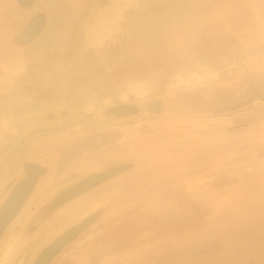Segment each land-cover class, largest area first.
<instances>
[{
    "label": "rangeland",
    "instance_id": "rangeland-1",
    "mask_svg": "<svg viewBox=\"0 0 264 264\" xmlns=\"http://www.w3.org/2000/svg\"><path fill=\"white\" fill-rule=\"evenodd\" d=\"M13 3L7 0L9 11L0 17V196L9 167L35 153L47 182L36 197V230L27 231L31 206L2 240L0 264H26L83 217L79 224L87 229L50 264H116L121 252L139 256L132 264H145L151 255L165 264H264V207L256 203L264 157L235 161L232 154L223 158L233 157L227 163L214 157L211 168L224 164L220 170L177 176L174 167H149L161 158L160 148L154 158L150 150L158 132L137 147L129 145L143 132L137 126L110 145H103L102 134L113 123V104L152 95L171 101L181 93L190 105L213 84L238 91L247 99L243 106L257 104L255 97L264 98L258 91L264 86V33L257 18L264 0H45V26L51 29L50 17L60 13L66 23L55 41L47 42L44 28L36 45L46 42L31 53L17 37L22 21L12 16ZM180 124L186 135L179 141L192 143L195 124ZM243 127V143L264 139L256 125ZM118 165L126 168L120 175L108 174L53 215L38 218V207L51 195ZM206 168L204 162L189 171Z\"/></svg>",
    "mask_w": 264,
    "mask_h": 264
},
{
    "label": "flooded vegetation",
    "instance_id": "flooded-vegetation-1",
    "mask_svg": "<svg viewBox=\"0 0 264 264\" xmlns=\"http://www.w3.org/2000/svg\"><path fill=\"white\" fill-rule=\"evenodd\" d=\"M44 1L45 0H13L14 8L17 10L13 11L15 14L12 16H14L17 21H22L17 32L20 43L30 44L32 41H35V39H41L40 37L43 34H39L43 32L44 28L45 30L43 33L46 32L45 35L48 37L50 34L57 32L60 33L58 37L61 36L64 28L63 25L66 23L65 16L61 13L54 14L52 15L53 18L50 17V21H48L52 25V28L50 29L51 26L49 25L45 26L46 17L42 12V3ZM46 29L49 30L46 31ZM243 79V81H247L250 78L245 76ZM256 84L259 85V83ZM256 84H252L251 86L255 87ZM201 90L198 91L193 103L187 101L189 104L191 103V106L186 105L184 99L182 98V100L180 98L179 95H181V93H178L171 101L164 100L162 96L152 95L143 99L141 103L120 102L113 104L111 108L114 110L109 114L113 119V123L107 124L104 128L105 131L103 130L105 132L102 133L105 135L103 138V145H110L113 141L121 142L123 140V131L131 125L137 126L139 130L143 131L137 133V137H133L130 140L129 145L132 144L136 147L139 146L140 143L142 144L152 139L153 131L161 135L160 139H167L174 135L177 137L185 136L184 130V132L182 130L179 131L181 126L180 123L184 124L185 122H193L195 124V134L206 131V129L211 126L217 127L216 122L218 120L229 122L228 125L254 124L256 127H254L253 130L257 128L260 131L264 128L263 97H255L257 99L256 103L258 105L260 104V106H257V104L243 106L241 103H244L247 99L243 96H239L240 93L234 89L219 87L212 84L209 92H206L205 88ZM258 91L264 94V86L258 89ZM232 119H236V121L232 122ZM242 119H255V122H243ZM200 126H205L206 128L201 129ZM171 127H174L173 129L178 131L174 132ZM206 133L208 134L209 132ZM142 135L144 136L142 137ZM252 141L258 142L259 156L264 157V142H262L264 140H258L256 138ZM188 154L189 157L195 155L193 153ZM42 166H44V163H36L35 153L29 161L21 160L20 162L13 163L5 173L6 179L1 187L0 196V244L7 233H9L12 226L16 224V221L21 217L22 213L31 206H35V213L27 231L32 232L33 228L36 230V197L40 199L37 195L41 192V185L47 182L44 181L46 170H41ZM124 167L125 166L118 165L115 169H104L103 171L88 175L75 184L71 183L67 185L57 194L51 195V197L38 207V218L44 214L45 216L53 215L58 209L69 203L74 196L80 193L86 186L91 187L95 185L96 181L108 177L109 175H120L126 170ZM46 210L48 211L46 212ZM83 218L80 220H83ZM80 220L64 227L26 264H50L75 237L87 229L89 224H86V226L80 225ZM55 229H58L57 225ZM66 256H68V254H66Z\"/></svg>",
    "mask_w": 264,
    "mask_h": 264
},
{
    "label": "crops",
    "instance_id": "crops-1",
    "mask_svg": "<svg viewBox=\"0 0 264 264\" xmlns=\"http://www.w3.org/2000/svg\"><path fill=\"white\" fill-rule=\"evenodd\" d=\"M2 1L4 2H0V17L2 16L3 13L9 11V9L7 8V4H5L7 0H2ZM13 10H15V8H13ZM257 18L263 23L261 26L262 27L261 31L264 33V12L261 15H258ZM59 34L60 33L58 32L50 34L47 42L57 40V37L59 36ZM43 42H46V41L40 40V43L36 45V39L35 41H32L28 47V50L30 51V53L36 52V46H38L39 44L41 45V43ZM18 64H19L18 61L14 63V65H18ZM200 128L205 129L206 127L200 126ZM193 131H196L195 128ZM206 132H209V133L207 134ZM259 132L263 133L264 128L261 129ZM245 134L246 132H245V128L243 127V125H230V126L224 125V126H217V127H214V126L208 127L206 131H202L201 133L199 132L198 134H195L193 132V135H195L196 137L193 138L192 143L186 142V141L180 142L178 137H177L178 138L177 143L174 142L176 141L175 139H171L174 137H168L167 139L162 138L160 140L155 141L157 142L156 145L158 144L160 147H157L156 145H152L150 148L152 158L156 157V154L154 155V149L155 151H158V149L160 148L161 158L160 160H156V161L151 159L149 167L154 168L155 166H157L156 163H159V166L161 167L165 165H167V167H174L173 169H175V171L178 172L177 176H179L181 172H182L181 176H189V177L200 176L202 174H212V172H216L220 170L221 167H223L224 165V164H220L218 166L220 167V169H218V167L217 169L211 168L213 166H211L210 162H211V159H213L214 157H217L218 159H213V160L219 161L220 163H223L224 161H226L227 163L233 160V157H229L228 159H223L227 155L232 156V154H236V157L234 158L235 161L237 160L242 161V159H248V157L251 155H254V156L259 155L258 142H254V141H252L251 143L242 142L243 138H245ZM262 135L264 136V133ZM235 144H237L236 145L237 147L235 150L236 152L234 153L233 151H231V149H232V146ZM174 148H176V150H173ZM255 152L257 153L255 154ZM176 153H177V157H174L173 155H176ZM181 153L183 154L193 153L195 155L193 156L191 155L190 157L188 156L186 158V157H180L179 155ZM216 155H219V156H216ZM204 162L207 167L204 172L201 173L200 171L198 172V170L189 171L191 168L195 166L198 167ZM185 171H186V174H185ZM208 176H211V175H208ZM257 194H259L257 198L258 201L256 202L257 206L263 205L264 207V185L261 188L257 189ZM233 200H231L232 203L235 202ZM246 200L247 202H253L252 197H249V196L248 198H246ZM226 205H222L221 208L223 207L227 208ZM250 207H253V208L256 207L255 203H253ZM123 253L124 252H121L119 254L118 262L117 260H115L116 264H132L134 259L136 260V263L140 261L139 256L133 253L132 254L126 253L122 257ZM160 258H161L160 256L151 255L148 258L150 262L149 264H165L163 262L160 263L158 261L156 262L152 261V259L159 260ZM147 261H145V264ZM140 264L142 263L140 262Z\"/></svg>",
    "mask_w": 264,
    "mask_h": 264
}]
</instances>
